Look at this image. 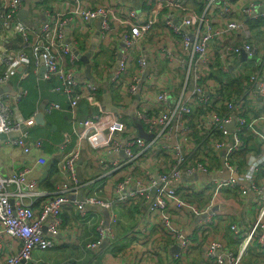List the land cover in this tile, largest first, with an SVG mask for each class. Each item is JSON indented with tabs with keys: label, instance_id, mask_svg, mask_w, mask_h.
Listing matches in <instances>:
<instances>
[{
	"label": "built area",
	"instance_id": "obj_1",
	"mask_svg": "<svg viewBox=\"0 0 264 264\" xmlns=\"http://www.w3.org/2000/svg\"><path fill=\"white\" fill-rule=\"evenodd\" d=\"M24 2L0 0V88L19 68L38 76L43 66L55 82L50 92L67 101L71 131L55 149L60 180L52 189L37 177L43 157L19 169L0 162V264L57 248L68 211L77 226L68 238L82 256L62 264L95 250L113 259L124 244L116 237L123 223L116 210L124 208L143 225L132 231L136 255L128 264H194L196 250L204 264H248L254 252L264 254V0H49L33 27L16 19ZM92 22L99 26L92 56L109 41L106 72L122 98L115 111L91 107L80 119V103L92 106L104 80L81 79L82 52L70 35ZM7 34L22 46L7 47ZM25 96L22 88L0 93V142L29 155L43 144L29 131L37 111L27 119L19 111ZM60 110L49 102L42 113ZM85 144L96 151L97 172L82 180ZM222 196L253 213L247 228L213 211ZM184 217L197 220L191 231L174 225ZM220 221L229 243L214 237Z\"/></svg>",
	"mask_w": 264,
	"mask_h": 264
},
{
	"label": "crops",
	"instance_id": "obj_2",
	"mask_svg": "<svg viewBox=\"0 0 264 264\" xmlns=\"http://www.w3.org/2000/svg\"><path fill=\"white\" fill-rule=\"evenodd\" d=\"M25 0L24 5L21 11L18 13L16 19L24 22L26 25L33 27L39 26L45 20V15L40 11V5H46L49 0ZM91 0H84V3H89ZM99 30V26L97 22H92L88 27H84V29L76 30L73 35H70L71 43H73L82 55H86L87 53L91 54V48L93 46V39L96 33ZM5 45L12 44V40H14L15 36L7 34L6 35ZM11 41V42H10ZM2 45L0 44V50ZM114 49L111 47L109 41L104 40V47L102 48V55L99 58H95L91 55L90 57V68L93 73H91V79H88L86 76L88 65L81 62L82 73L81 79L83 81L89 82H97L99 84L102 80L100 87V91L97 94V99L94 101L93 105H89L87 101H83L79 106V118L82 119L90 109L94 112H108L115 111L119 102L122 98L121 93L116 92L110 88V73L106 72V63L108 59L113 56ZM114 58V57H113ZM41 67V65H40ZM39 67V69H40ZM18 72L22 73L21 75L16 76L11 79L8 86H5L2 92L10 93L14 92L19 88L24 90V85L21 84L22 81H27L29 79V72L32 73L31 69L19 68ZM44 75H38V79L32 80L29 83H26V87H30L29 89L33 94L35 93L36 102L35 105L30 107V105L26 104L24 101L21 105V115L22 117H26L30 113H35L37 111V115L41 113L43 115L42 106H46L50 101L58 102L63 110L56 111L52 113L50 116L43 115L44 124H37L33 122L29 125V131L31 135V139L33 141L39 140L42 142L43 146L40 151L33 150L29 155H23L20 152L14 151L9 146L0 142V159L2 161V165L4 170L9 168L19 169L25 165H33L37 157H43L48 164L44 167H37L36 173L37 177H41V186L45 189H52L54 184L60 180V177L55 172L53 165L51 164L53 161L55 147L59 145L63 141V134L71 131V122H70V111H68V104L64 97L60 95H56L55 93L49 92V87L46 88V84L53 83L54 81H47ZM35 86H39L37 90ZM49 86V84H48ZM28 94L29 91L27 90ZM26 93V92H25ZM248 116L252 117L256 115L255 111L252 109L248 110ZM83 155L80 161L77 164L78 168V176L82 180H87L95 177V173L97 170L96 167V151L90 150L89 145L85 144L83 148ZM93 151V152H92ZM227 197L228 193H224ZM82 193L79 195L81 197ZM226 196H222L221 199L223 201H215L212 203L213 211L218 212L220 215L224 216L225 219L229 222L237 221L242 228H247L249 223L253 220V213L248 214L247 210L244 209L245 203L241 208V204L236 202L234 199H231L230 202L227 200ZM201 199H205V196H201ZM198 198L197 202L201 203L203 206V202ZM251 200V197H249ZM235 201L236 203H233ZM137 210V209H136ZM256 212V209H254ZM116 212L123 223L117 228L116 237L121 239L124 244L121 246L119 251L120 255L112 256L113 259H106L103 257V254L98 252L97 250L91 251L85 254V256L77 262H71L70 264H128L135 257V253L131 246V241L133 240V235H135L132 231L142 230L143 225L140 224L138 215L134 209L124 208L123 210L117 209ZM99 215L102 220L107 223L108 214L105 210H98ZM63 231L60 236L57 238L59 241V246L57 248L48 250L46 252H36L32 256V260L28 263L21 262L20 264H62L69 260L72 257H81L82 251L78 249L73 242V239L68 238L70 234L75 233L76 225L74 221L73 212H66L63 215ZM197 221V220H195ZM195 221L188 220L187 218H180L174 221V225L178 228L180 227L182 230L191 231L194 229ZM227 226L226 221H220L216 226L215 231H213L214 237L225 242L229 243L227 237L225 236V228ZM137 229V230H136ZM228 233V232H227ZM229 236V235H228ZM104 244L101 247V250H104ZM119 256V257H118ZM192 261L194 264H204L201 261V257L199 256V252L196 250L192 254ZM259 261L264 263V254L258 253V251L254 252L252 256L248 260V264H256ZM162 262V261H161ZM159 262L158 264H163ZM153 264V263H148Z\"/></svg>",
	"mask_w": 264,
	"mask_h": 264
},
{
	"label": "trees",
	"instance_id": "obj_3",
	"mask_svg": "<svg viewBox=\"0 0 264 264\" xmlns=\"http://www.w3.org/2000/svg\"><path fill=\"white\" fill-rule=\"evenodd\" d=\"M48 7V3L46 4V5H42V6H40V10L42 11V10H44V9H46ZM254 24V25H253ZM251 25H253V27H256L257 25H258V23L257 22H254V23H251ZM11 42V41H10ZM22 39H21V37H19V35L18 36H15V38H14V40H12V44H9L8 43V45H7V47H9L10 49H13V50H17V49H19L22 45ZM30 69V68H29ZM32 71V70H31ZM22 73H20V72H16V75L14 76V78L16 77V76H18V75H21ZM29 79L27 80V81H22V83L21 84H23L25 87H24V91L26 92V96H25V98L20 102V104H19V111H21V105H22V103L24 102V101H26V104H28V105H30V107H32V106H34L35 105V102H36V96H35V93L33 94V92H31V90L29 89L30 87H26V83L28 82H30V81H32V80H37L38 79V76L37 75H34L33 73H31V72H29ZM48 81V80H47ZM50 82V81H49ZM48 84H49V86H48ZM48 84H46L45 83V85H46V88H48L49 89V92H50V89L55 85V82H53V83H48ZM35 88L38 90L39 89V86H35ZM27 90L29 91V94H28V92H27ZM56 95H59V94H56ZM61 96V95H60ZM61 97H63V96H61ZM50 102H56V101H50ZM58 103V102H57ZM56 111H54L53 113H55ZM21 113V112H20ZM34 113H30L29 115H27L26 117H24L25 119H27V118H30L32 115H33ZM23 116V115H22ZM58 146V145H57ZM56 146V147H57ZM55 147V148H56ZM53 167H54V165H53Z\"/></svg>",
	"mask_w": 264,
	"mask_h": 264
},
{
	"label": "water",
	"instance_id": "obj_4",
	"mask_svg": "<svg viewBox=\"0 0 264 264\" xmlns=\"http://www.w3.org/2000/svg\"><path fill=\"white\" fill-rule=\"evenodd\" d=\"M97 38H98V32L96 33V35L94 36V39H93V46H92L91 51H90L91 54L90 53H87L86 55H80V61L83 62L84 64H87L88 65L87 74H86L87 75L86 77L88 79H91V77H92L91 76V68H90V66H91L90 65V57H91V55L93 53V50L95 49L96 42H97ZM74 53L76 55H78V52L75 49H74ZM44 72H45V69H44L43 66H41L40 69H39V76L40 75H44ZM2 91H3V89L0 88V93H2ZM41 109L44 110L45 109V106H42ZM34 122H36L37 124H42L43 125L44 124L43 115L41 113H39L38 115H36V117L34 118ZM228 129L231 130V127L228 126ZM140 136H142L143 138H146V139L149 138L148 136L144 135L141 131H140ZM0 139L4 140V139H6V136L5 135H0ZM0 162L2 163L1 159H0ZM0 172H1V174H4V171L3 170H1Z\"/></svg>",
	"mask_w": 264,
	"mask_h": 264
},
{
	"label": "rangeland",
	"instance_id": "obj_5",
	"mask_svg": "<svg viewBox=\"0 0 264 264\" xmlns=\"http://www.w3.org/2000/svg\"><path fill=\"white\" fill-rule=\"evenodd\" d=\"M40 6H42V4H41ZM40 6H39V7H40ZM263 44H264V43H263ZM203 200H204V199H202L201 201H203Z\"/></svg>",
	"mask_w": 264,
	"mask_h": 264
}]
</instances>
